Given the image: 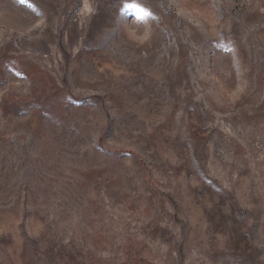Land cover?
Returning a JSON list of instances; mask_svg holds the SVG:
<instances>
[{
	"label": "rangeland",
	"instance_id": "1",
	"mask_svg": "<svg viewBox=\"0 0 264 264\" xmlns=\"http://www.w3.org/2000/svg\"><path fill=\"white\" fill-rule=\"evenodd\" d=\"M0 264H264V0H0Z\"/></svg>",
	"mask_w": 264,
	"mask_h": 264
},
{
	"label": "snow or ice",
	"instance_id": "2",
	"mask_svg": "<svg viewBox=\"0 0 264 264\" xmlns=\"http://www.w3.org/2000/svg\"><path fill=\"white\" fill-rule=\"evenodd\" d=\"M126 7H132V5H126Z\"/></svg>",
	"mask_w": 264,
	"mask_h": 264
}]
</instances>
